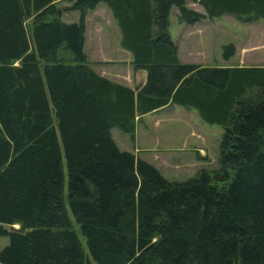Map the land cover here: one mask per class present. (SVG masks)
Here are the masks:
<instances>
[{
	"label": "trees",
	"instance_id": "1",
	"mask_svg": "<svg viewBox=\"0 0 264 264\" xmlns=\"http://www.w3.org/2000/svg\"><path fill=\"white\" fill-rule=\"evenodd\" d=\"M189 1L73 0L64 23L53 0H0V264H264V67L181 64L167 33L171 8L179 24L264 20V0H199L204 15ZM100 3L141 87L89 67ZM167 105L221 129L215 169L168 181L116 146L112 129L132 140L135 117Z\"/></svg>",
	"mask_w": 264,
	"mask_h": 264
},
{
	"label": "rangeland",
	"instance_id": "2",
	"mask_svg": "<svg viewBox=\"0 0 264 264\" xmlns=\"http://www.w3.org/2000/svg\"><path fill=\"white\" fill-rule=\"evenodd\" d=\"M73 0H53L58 8H67L60 20L64 23H76L79 18L77 11L69 10ZM90 12V11H89ZM87 12L84 17V29L86 30V42L83 53H87V59L94 63L95 71L104 78L114 83H124L127 78L126 57L122 52H118L119 32L113 21L109 10L102 4H98L94 11ZM196 12V11H195ZM27 23V22H26ZM176 9L171 8L168 15V32L171 39L176 36ZM214 45V44H212ZM227 43H222L219 48V58L222 59V47ZM261 43L252 42L249 46L257 47ZM102 55H98L101 53ZM94 53V54H93ZM113 54H116L115 56ZM253 54V53H252ZM260 54V52H256ZM254 55L249 57V67H264V55ZM235 59H232L233 63ZM211 61V58H205ZM195 65V64H194ZM168 120L160 123L156 129L150 128L149 122L146 121V131L138 128V137L136 141L129 139L127 135L121 134L116 129H112V140L120 150L131 152L136 158L146 161L155 167L160 174L168 181L182 182L193 176L199 170L211 171L217 167L218 162V143L221 129L216 125H207L204 123L197 124L192 121H184L189 115L182 111L172 113L167 111ZM168 115V116H167ZM177 119L172 122L171 119ZM181 120L178 136L174 139L169 135V127H173L175 122ZM193 120V119H192ZM170 122V123H169ZM139 123V122H138ZM154 128V127H153ZM188 132V134H186ZM190 133V134H189ZM186 134V135H185ZM185 135L187 144L181 147L180 140ZM177 142V143H176ZM63 173V197L65 199V169L62 164ZM67 210V216L72 224V230L75 232L84 254H87L84 240L78 233L72 216ZM14 228H17L14 226ZM7 244V237H0V250Z\"/></svg>",
	"mask_w": 264,
	"mask_h": 264
},
{
	"label": "crops",
	"instance_id": "3",
	"mask_svg": "<svg viewBox=\"0 0 264 264\" xmlns=\"http://www.w3.org/2000/svg\"><path fill=\"white\" fill-rule=\"evenodd\" d=\"M198 2L199 0L189 1L187 2L186 7L193 11H196L199 14L204 15V10ZM175 25L177 27L176 36L178 37L171 39L169 36L168 28L167 33L169 40L172 42V44H174L176 48V57L178 62L181 64H195L200 67L211 68H243L249 67V57H253V54L255 55L256 52H260V54L256 55H264V20L261 18L251 20H249L248 18L244 21L235 16L224 14L213 19L203 18L194 24L187 25L179 24L176 22ZM85 42L86 30L84 29L82 50L84 49ZM252 42H258L261 43V45L254 48L252 46H249V43ZM222 43H227V45L230 44L233 46V54L226 61H222L219 58L218 51L219 48H221ZM121 52L126 57V68L128 70V76L124 80V83L117 84L128 87L130 89L141 87L145 82V72L142 70H133L131 65V55L122 50L120 46L118 47V52L116 50L114 51V53L118 54H120ZM84 55L87 62L89 63V67L97 75L103 77L95 71L94 63H91L87 59L88 54L84 52ZM98 55L101 56L102 52L98 53ZM113 55L115 56L116 54ZM207 57L211 58V61L205 62V58ZM232 59H235L233 63L231 62ZM167 111H171L172 113H175L177 111L184 112V114L189 115L190 118L193 119L189 120L188 117L184 118V121L189 124L191 121L194 124L197 123L198 125L202 123L195 111L184 110L178 106L167 105L157 111L135 117L133 134L134 141H136V138L138 137V128L146 131V121L149 122L150 128L152 127V129H156L159 127L162 120L166 121L168 120V118L170 119V117H166V114H168ZM171 120L172 122H174V120L177 119L173 118ZM180 123L181 120L175 122V125H173V127H169L170 133L168 136L171 135L174 139L179 135L180 132L178 131V128L180 127ZM111 131L110 135L112 138ZM186 134H188V132H186ZM185 135H183L180 140V148L187 144Z\"/></svg>",
	"mask_w": 264,
	"mask_h": 264
}]
</instances>
